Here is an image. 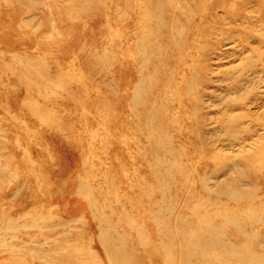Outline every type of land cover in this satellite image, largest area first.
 Returning <instances> with one entry per match:
<instances>
[{
	"label": "rangeland",
	"instance_id": "rangeland-1",
	"mask_svg": "<svg viewBox=\"0 0 264 264\" xmlns=\"http://www.w3.org/2000/svg\"><path fill=\"white\" fill-rule=\"evenodd\" d=\"M0 264H264V0H0Z\"/></svg>",
	"mask_w": 264,
	"mask_h": 264
},
{
	"label": "bare ground",
	"instance_id": "bare-ground-1",
	"mask_svg": "<svg viewBox=\"0 0 264 264\" xmlns=\"http://www.w3.org/2000/svg\"><path fill=\"white\" fill-rule=\"evenodd\" d=\"M212 243V242H211ZM225 249V248H224ZM233 252V251H232ZM233 254H234V252H233Z\"/></svg>",
	"mask_w": 264,
	"mask_h": 264
}]
</instances>
